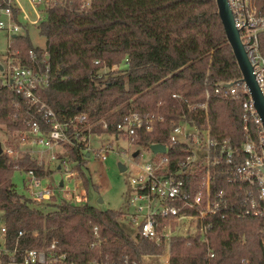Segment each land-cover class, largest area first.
<instances>
[{
  "label": "trees",
  "instance_id": "16d2710c",
  "mask_svg": "<svg viewBox=\"0 0 264 264\" xmlns=\"http://www.w3.org/2000/svg\"><path fill=\"white\" fill-rule=\"evenodd\" d=\"M254 3L264 15V0ZM43 12L36 27L44 38V48L32 46L22 33L12 37L9 48L17 51L15 56L25 66H41L43 54L47 55L49 80L38 94L58 120L85 113L90 132L99 134L104 132L100 121H117L129 107L139 114L153 112L162 120L153 122L150 131H136L131 142L139 146L166 144L169 119L185 109L181 99L194 104L203 100L206 90L211 136L227 139L234 146L242 139L243 95L224 100L213 92L214 82L240 77L213 0H90L82 9L79 0H47ZM257 36L264 56V32ZM120 63L124 68L98 73L103 66L109 69ZM25 108L18 94L0 86V122L9 132L21 129ZM35 117L42 122L40 114ZM66 148V159L73 162L81 184L87 186L85 154L72 146ZM177 148L178 144L167 149L171 163L178 155L174 153ZM13 165L32 169L39 177L45 175L26 152H18L16 157L0 152V220L8 245L18 230L24 231L18 238L20 248H41L55 239L72 264L104 256L139 259L141 254L161 251L144 238L131 237L130 229L119 219V210L63 199L31 202L18 194L10 181ZM219 187L230 196V184L220 180ZM212 220L208 238L213 255L206 256L203 244L175 237L171 238L168 264L262 262L263 220L231 214ZM95 237L99 244L90 247Z\"/></svg>",
  "mask_w": 264,
  "mask_h": 264
},
{
  "label": "built area",
  "instance_id": "2783aa9c",
  "mask_svg": "<svg viewBox=\"0 0 264 264\" xmlns=\"http://www.w3.org/2000/svg\"><path fill=\"white\" fill-rule=\"evenodd\" d=\"M226 2L264 99V56L260 53L257 36L264 32V15L257 11L254 0ZM46 4L47 0H0V30L6 35V48L0 58V86L12 89L26 105L22 117L26 129L18 137V146L15 148L3 143L1 151L16 157L18 152H25L19 146L27 144L37 148L39 153L48 151L47 161L52 162L55 159L54 149H64L67 145L88 156L92 133L85 113L61 121L40 98L38 90L44 88L49 80L47 55L43 54L40 60L43 65L34 63L25 66L15 56L17 51L9 48L12 37L23 30L26 33L27 25H37L43 19ZM89 4L90 0H79L81 9ZM29 54L35 57L32 50ZM97 62L94 60V63ZM117 69L118 65L112 64L106 70ZM213 92L218 94L215 97L224 100H235L238 93L243 95L240 100L242 139L238 145L211 136L207 111L209 96L205 90L202 101L189 104L181 99L185 109L169 119L166 144L160 143L164 151L152 152L154 157L151 159L135 163L132 174L127 178L130 191L119 211V219L130 229L131 237L144 238L160 247L161 251L141 254L139 259L127 255L113 259L104 256L91 259L86 264H147V260L154 258L160 259V264H168L171 238L175 237L203 244L206 256L211 257L213 252L208 233L213 224L212 218L223 219L227 214L263 220L264 235V131L261 119L243 82H236L230 88L213 87ZM35 113L40 114L41 123ZM161 120L162 116L157 113L139 114L129 107L117 121H100V128L104 130L102 133H108L114 139L124 137L131 142V136L136 131H150L153 122ZM108 129L110 133L106 131ZM176 144L179 148L174 153L179 156L176 155L171 163L167 149L169 151V147ZM149 145L144 147L149 148ZM103 149L98 148L96 157L100 161L106 158ZM37 163L44 162L39 158ZM12 168L25 172L23 186L28 193L27 198L35 204L49 202L56 189H60V185H40V177L32 169L24 170L16 165ZM73 174L76 172L70 174L73 187L65 190L70 193L78 185ZM220 180L231 185L230 196H226L223 187L218 188ZM92 230L95 233L96 227ZM23 233V230H18L13 243L8 245L5 226L0 220V264H72L55 239L41 248H20L18 238ZM99 241L95 237L89 246L98 245ZM260 246V264H264V236Z\"/></svg>",
  "mask_w": 264,
  "mask_h": 264
},
{
  "label": "rangeland",
  "instance_id": "374dc122",
  "mask_svg": "<svg viewBox=\"0 0 264 264\" xmlns=\"http://www.w3.org/2000/svg\"><path fill=\"white\" fill-rule=\"evenodd\" d=\"M23 6L26 4L22 1ZM40 9V8H39ZM43 17L44 13L42 12ZM37 25H27L22 34H26L29 42L34 47L44 48V38L38 33ZM6 48V35L0 30V58L2 57ZM124 68V64H118V69ZM105 68H101L99 72H106ZM25 126L17 131L9 132L3 123L0 122V148L2 144H7V141L13 142L12 145L18 146V137L25 133ZM98 135V136H96ZM104 143V144H102ZM11 145V144H9ZM11 145V146H12ZM103 149L106 158L102 161L97 159L98 148ZM20 149L32 156L38 162L41 158L44 163L39 166L43 169L44 174L40 177V185L56 186L58 181L61 180L60 189H56L51 201H59L61 199L73 203H87L99 209H113L121 210L125 204L126 195L130 191L127 183V178L132 174L135 163L144 162L154 157L149 148L139 146L127 141L124 137H117L114 139L108 133L92 134L89 140V154L85 158L84 169L88 179V185L83 186L76 174L75 182L78 184L73 193L70 191L73 187L71 173L73 170V162L66 159V148L54 149L55 159L52 162L47 161V152L39 153L37 148L29 147L27 144L20 145ZM29 150V152H28ZM137 150L138 153L135 157H131V153ZM121 163L125 166L123 171H119L117 164ZM38 164V163H37ZM25 172L18 169H13L10 174V181L14 185L16 192L24 197H28V193L24 189ZM93 184L95 187L93 188ZM82 195L80 198L79 196ZM101 201H98V199ZM127 230L125 227H123ZM161 260L158 258L147 260V264H160Z\"/></svg>",
  "mask_w": 264,
  "mask_h": 264
},
{
  "label": "water",
  "instance_id": "95a60500",
  "mask_svg": "<svg viewBox=\"0 0 264 264\" xmlns=\"http://www.w3.org/2000/svg\"><path fill=\"white\" fill-rule=\"evenodd\" d=\"M215 4V9L221 26L223 28L225 42L228 44L232 56L234 57L236 66L238 68L240 77L238 80H228L221 81L218 80L214 82V87L219 88H230L236 82H243L247 87L248 94L252 99L253 107L255 108L258 116L261 119V126L264 131V99L263 95L254 80V74L252 73V66L248 62L246 57L243 44L239 38L238 28L233 25L232 15L230 9L227 5L226 0H213ZM151 152H163L164 146L160 143H152L149 145ZM1 152V148H0ZM138 151L135 150L131 153V157H135ZM87 156V154H85ZM118 170L123 171L125 166L121 163L117 164ZM264 175V171H263ZM58 185H61V180L58 181ZM98 201H101L99 198Z\"/></svg>",
  "mask_w": 264,
  "mask_h": 264
}]
</instances>
